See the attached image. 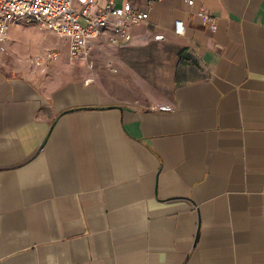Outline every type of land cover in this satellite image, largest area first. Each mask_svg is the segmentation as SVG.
Segmentation results:
<instances>
[{
    "label": "crops",
    "instance_id": "1",
    "mask_svg": "<svg viewBox=\"0 0 264 264\" xmlns=\"http://www.w3.org/2000/svg\"><path fill=\"white\" fill-rule=\"evenodd\" d=\"M131 31L0 67V264H264V0H163Z\"/></svg>",
    "mask_w": 264,
    "mask_h": 264
},
{
    "label": "built area",
    "instance_id": "2",
    "mask_svg": "<svg viewBox=\"0 0 264 264\" xmlns=\"http://www.w3.org/2000/svg\"><path fill=\"white\" fill-rule=\"evenodd\" d=\"M163 0H149L146 10L136 9L130 1L118 0H0V54L5 52L11 29L23 22H33L40 30L67 40L68 58L73 62L89 63L99 42L120 46L132 40L133 24L148 21L149 9ZM190 6L196 0H185ZM205 25L217 30V20L208 11L198 12ZM174 33L185 36L186 25L175 21ZM58 58L56 50H49L37 59L43 66ZM160 111L171 112V106Z\"/></svg>",
    "mask_w": 264,
    "mask_h": 264
},
{
    "label": "rangeland",
    "instance_id": "3",
    "mask_svg": "<svg viewBox=\"0 0 264 264\" xmlns=\"http://www.w3.org/2000/svg\"><path fill=\"white\" fill-rule=\"evenodd\" d=\"M10 40L6 44L5 52L0 54V67L19 73L30 74L45 72L50 68L57 69L60 64L67 62V40L58 38L53 33L40 30L33 22H23L12 28ZM49 50L58 52L57 63L39 66L37 59L46 55Z\"/></svg>",
    "mask_w": 264,
    "mask_h": 264
}]
</instances>
